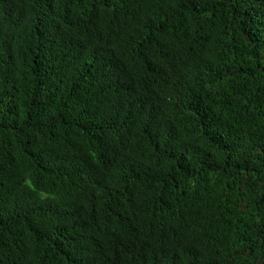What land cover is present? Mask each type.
<instances>
[{
    "label": "trees",
    "instance_id": "16d2710c",
    "mask_svg": "<svg viewBox=\"0 0 264 264\" xmlns=\"http://www.w3.org/2000/svg\"><path fill=\"white\" fill-rule=\"evenodd\" d=\"M0 264H264V0H0Z\"/></svg>",
    "mask_w": 264,
    "mask_h": 264
}]
</instances>
